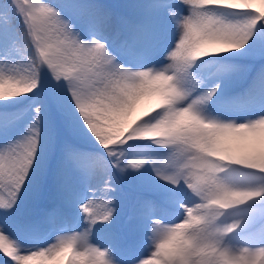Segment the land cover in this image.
Wrapping results in <instances>:
<instances>
[{
	"label": "snow or ice",
	"instance_id": "obj_1",
	"mask_svg": "<svg viewBox=\"0 0 264 264\" xmlns=\"http://www.w3.org/2000/svg\"><path fill=\"white\" fill-rule=\"evenodd\" d=\"M261 5L0 0V264H264Z\"/></svg>",
	"mask_w": 264,
	"mask_h": 264
},
{
	"label": "rangeland",
	"instance_id": "obj_2",
	"mask_svg": "<svg viewBox=\"0 0 264 264\" xmlns=\"http://www.w3.org/2000/svg\"><path fill=\"white\" fill-rule=\"evenodd\" d=\"M115 2H119V0H115ZM253 3L257 7H261V0H253ZM135 195L133 186L129 181H125L122 184V192H121V214L118 217L116 229L119 232V244L122 248H126L130 244H133L136 242L137 237L135 234L131 231L130 222L128 221V208L127 204L131 197ZM106 199L103 190L95 197V200L97 203L104 202ZM107 199H115L114 197H107ZM50 204V199L47 195H45L38 203L31 205L29 208L25 209L21 213V219H37L39 218L42 209L46 208ZM115 215V213H114ZM81 233H83V229H77ZM63 233L57 232L56 235L59 236ZM55 240V237H53V242ZM105 244L108 243L107 241L104 242ZM26 247H30V244H26Z\"/></svg>",
	"mask_w": 264,
	"mask_h": 264
}]
</instances>
